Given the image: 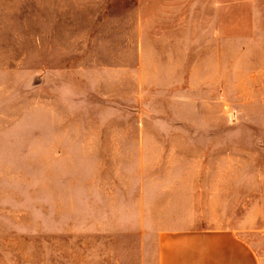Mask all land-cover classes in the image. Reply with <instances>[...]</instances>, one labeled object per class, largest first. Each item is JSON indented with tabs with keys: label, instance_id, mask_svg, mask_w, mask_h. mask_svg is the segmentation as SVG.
Listing matches in <instances>:
<instances>
[{
	"label": "rangeland",
	"instance_id": "rangeland-1",
	"mask_svg": "<svg viewBox=\"0 0 264 264\" xmlns=\"http://www.w3.org/2000/svg\"><path fill=\"white\" fill-rule=\"evenodd\" d=\"M178 153L194 224L264 264V0H0V264H141L142 178Z\"/></svg>",
	"mask_w": 264,
	"mask_h": 264
},
{
	"label": "crops",
	"instance_id": "crops-1",
	"mask_svg": "<svg viewBox=\"0 0 264 264\" xmlns=\"http://www.w3.org/2000/svg\"><path fill=\"white\" fill-rule=\"evenodd\" d=\"M185 138L188 136L182 132L142 133L136 140L163 142ZM146 146L145 150L151 152ZM157 146L160 148L155 151L164 157L168 149L162 144ZM174 149L183 151L179 144ZM178 156L179 153L175 164L161 159L163 170L156 166L150 176L142 178L146 196L141 197L140 204L146 209L142 215L149 225L140 234L142 242L137 252L141 264H262L255 246L238 229L194 224L197 218L194 153L190 154V164L187 155ZM153 221L170 222L154 226Z\"/></svg>",
	"mask_w": 264,
	"mask_h": 264
}]
</instances>
